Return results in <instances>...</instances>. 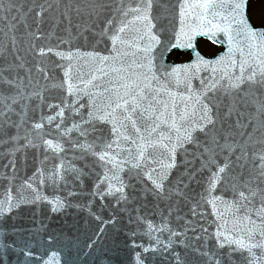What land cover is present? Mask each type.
<instances>
[{
	"label": "snow or ice",
	"instance_id": "obj_1",
	"mask_svg": "<svg viewBox=\"0 0 264 264\" xmlns=\"http://www.w3.org/2000/svg\"><path fill=\"white\" fill-rule=\"evenodd\" d=\"M15 7L0 0V8L10 11ZM38 7L36 15L39 17L45 9L42 5ZM82 7L89 10L88 19L74 24L73 13L79 18ZM244 8V0H119L115 4L82 6L77 3L75 7L68 3L61 13L67 39H57L70 50L57 53L68 61L63 73L65 81L59 86L66 83V92L75 99L71 105L67 102L48 104L50 109L58 111L55 117L43 119L52 124L59 117L55 129L61 134L75 128L82 137L95 136L93 143L77 145L92 152L103 173L97 174L93 197L104 200L111 196L116 205H120L150 195L157 206L164 204L163 223L157 226L147 221L148 232L151 235L167 230L169 238L162 241L156 236L147 246L137 245L133 239L132 244L142 249L136 253L137 264H155L156 253L170 254L174 264H186L181 254L174 251V245L180 244L194 257L207 258L203 264H236L233 253L241 250H247L254 257L249 264H264L252 251L254 248L264 250V29L251 24ZM97 19L103 20L102 27L95 24ZM165 19L172 28H176L173 21L178 23L176 40L181 36L190 40L189 34L199 30L205 34L222 32L227 37L228 50L214 60L201 57L197 51L191 63L160 71L164 66L156 63L155 46L162 42L161 35L166 29L163 24L157 28V23ZM78 39L91 41L93 50L82 53L80 48L71 47V41ZM97 45H101L102 50H95ZM179 47L193 46L180 44ZM38 51L43 54L53 49L41 47ZM201 71H209V76L201 79V87L194 90L191 80ZM109 73L111 77L105 79ZM27 78L31 84L30 70ZM24 80L25 77L19 75L13 79L0 76V82L18 89L14 96L3 100L11 99L16 103L27 99L23 89L28 85ZM181 84L183 91L173 90ZM28 96L43 101L42 91ZM81 97L87 98L86 103H79ZM249 104L254 106L255 112L241 122L245 115L241 107ZM65 108L73 112L84 110L79 124L73 122L71 128L61 127ZM8 110L11 105L5 106V111ZM33 127L42 129L44 125L35 122ZM249 127L251 131L246 136L244 131H238ZM27 143L32 144V141L29 139ZM42 144L57 152L63 150L58 140L43 139ZM178 154L182 157L179 163ZM218 156H222V163L217 160ZM250 157L258 163L241 184L236 177L229 176V170L239 168L242 175ZM62 169V163L47 174L38 168L34 176L39 175V185L45 180L56 185L65 182ZM173 169L176 175L172 174ZM205 170L208 171L206 177L203 176ZM144 178L151 182L150 187L144 183ZM137 183L141 185L139 189ZM24 184L32 190L31 201L11 194L0 200V264H31L34 260L39 264H62L63 249H46L38 255L37 244L60 243L62 237L70 246L71 237L49 230L44 223L33 231L13 221L11 214L21 204L38 205L48 200L37 184L28 180ZM49 202L53 213L72 207L70 201L60 197ZM206 206L214 213L209 227H205L209 222L202 211ZM184 207L188 211L181 215ZM173 214L187 227L173 230L168 224V217ZM189 216L195 219H188ZM141 219L143 217H136V220ZM115 220L114 215L113 222ZM134 222L130 217L129 223ZM131 235L134 237L136 233ZM188 240L192 243H187ZM92 246V243L87 245ZM63 264L72 262L64 260ZM192 264H196L195 260Z\"/></svg>",
	"mask_w": 264,
	"mask_h": 264
},
{
	"label": "water",
	"instance_id": "obj_2",
	"mask_svg": "<svg viewBox=\"0 0 264 264\" xmlns=\"http://www.w3.org/2000/svg\"><path fill=\"white\" fill-rule=\"evenodd\" d=\"M115 1L3 0L5 5L11 3L16 7L10 11L0 8V76H7L9 79H13L17 75L23 76L25 77L24 84L28 85L23 89L25 97L28 98L12 103L11 99L4 101L3 98L14 96L18 89L0 82V200H5L11 194L17 199L24 196L25 199L31 201L33 194L32 190L24 184L26 180L37 184L42 189L48 200L41 201L38 205L32 203L21 204L20 208L14 209L11 215L13 221L19 223L23 228L35 231L40 223H44L49 230H56L65 236L71 237L70 246L68 241L62 237L60 243L37 244L38 255L45 253L46 249H63L61 251L62 264L64 260H71L72 264H109L110 261L112 264H137L136 253L141 252L142 249L132 244L133 239L137 245L147 246L156 236H159L162 241L169 238L167 230H163L162 233L153 232L151 235L148 232L147 221H151L157 226L163 223L161 210L164 208L163 203H159L157 206L150 195L147 197L140 196L137 200L130 199L127 204L122 202L120 205H116L111 196H106L104 200L93 197L92 193L96 191L97 174L102 175L103 173L97 166L96 157L92 152L77 145H82L85 142L93 143L95 140L94 135L82 137L75 128H72L67 134H61L55 129V124L60 122L59 117L55 118L52 124L43 119L48 116L55 117L58 111V109H50L48 104L67 102L71 105L75 99V96H71L66 92V83L63 84V87L59 86L65 81L63 73L68 61L57 53L70 50L67 45L60 44L57 39V37L67 39L63 31L66 25L61 16L65 5L71 3L75 7L77 3L83 6L89 3H114ZM248 2L249 0H244V11L249 20ZM40 5L44 7L45 11L42 16L38 17L36 13L39 11L38 6ZM88 11V9L82 7V15L79 18L73 13V23L87 21ZM95 24L102 27L103 20L97 19ZM161 24L165 26L166 30L161 35L162 42L155 46L156 63L158 66H164L160 71H170L177 64L191 63L196 59L195 52H199L197 41L201 36L219 43L224 48L223 51L213 57L204 56L199 52L201 57L214 60L215 57L228 50L227 37L222 32L205 34L203 30H199L196 33L189 34L191 35L190 40L184 36H181L180 40H176L175 31L178 28V23L173 21L176 28H172L169 26L168 20L165 19L157 23V28L161 27ZM256 28L264 29V27ZM72 31L75 32V29H72ZM91 44V41L86 42L83 39L71 41V47L80 48L82 53L92 51ZM180 44H191L193 47H179ZM173 45L177 46L173 47ZM41 47L45 49L52 48L53 51H45V53L40 54L38 50ZM176 49L180 52L191 50L193 58L189 62H175L172 58H169V54ZM95 50H102V46L97 45ZM236 56L239 58V53H236ZM18 65H23V67H17ZM29 70L31 84H29L27 78ZM104 71L108 72L109 70L104 69ZM45 73L47 79H45ZM208 76L209 71L198 72L195 78L191 80L192 88L194 90L199 89L201 79H206ZM110 77L111 73L105 79ZM53 84L58 86L52 87ZM173 90L183 91L184 85L174 87ZM41 91L43 101L39 97L28 96L31 92ZM86 99V97H81L79 103H86ZM6 105H11V110L5 111ZM241 111L245 113L241 117V122H244L249 114H254L255 108L249 104L247 107L242 106ZM82 114H84L83 109L79 112H73L71 108H65L61 127L71 128L73 122L79 124ZM84 118L87 119L86 114ZM35 122H42L44 127L35 129L33 127ZM97 127H100V125H97ZM104 131L107 132V128ZM238 131H244L246 136L247 132L251 131V127L247 130L239 129ZM12 137L16 139H12ZM29 139L32 144L27 143ZM43 139L58 140L63 150L57 152L54 149L47 148L42 144ZM32 145H36V147ZM95 150L99 151L100 149L96 148ZM181 159V155L178 154V163ZM217 160L222 163V156H218ZM61 163L63 164L62 170L65 175V182L53 185L50 181L45 180L43 185L38 184L39 175L34 176L38 168L47 174ZM255 163H258V161L254 162L250 157L242 175H240L241 169L235 168L229 170V176L236 177L237 181L242 184L252 173ZM13 164L15 165L14 168ZM180 171H183L182 167ZM172 174L176 175V169L172 170ZM207 175L208 171L205 170L203 176L206 177ZM144 183L149 187L151 186V182L147 181V178H144ZM136 187L139 189L141 185L137 183ZM69 192L74 193V195L69 196ZM137 195L139 196V193ZM56 197L67 199L71 202L72 207H67L60 212H51L49 201ZM228 198L231 199L232 197L229 196ZM13 202L15 203V201ZM257 203H259L258 200ZM187 211V207H184L181 215L187 213ZM202 211L209 222L205 224V227H209L210 222L214 219V213H212L210 206H206ZM114 215L116 217L115 222H113ZM164 215H167V213L165 212ZM137 216L143 217V219L136 220ZM130 217L135 221L134 223H129ZM188 219L195 218L189 216ZM33 220L36 222L35 225ZM106 221L107 223H105ZM168 224L176 231H179L181 226L187 227V225H184L183 220L176 219V214L168 217ZM133 232L136 233L134 237L131 235ZM188 235L192 236L193 234L188 233ZM39 238L40 233L38 232L36 239ZM258 239L259 237H256V240ZM89 243L93 244L91 248L87 247ZM187 243L191 244L192 241L188 240ZM196 243L198 244L200 241ZM174 251L181 254L182 259L186 260V264H192L193 260L196 264H203V261L207 259L194 257V254L186 249L183 244L174 245ZM252 251L256 257L264 260V250L254 248ZM186 253L187 256H185ZM47 258V255H45V259ZM21 259H23V256H21ZM154 259L155 264H174L173 257L170 254L161 255L156 253ZM233 259L236 264H249V261H252L254 257L250 256L247 250H241L233 253ZM31 264H39V262L34 260Z\"/></svg>",
	"mask_w": 264,
	"mask_h": 264
},
{
	"label": "rangeland",
	"instance_id": "obj_3",
	"mask_svg": "<svg viewBox=\"0 0 264 264\" xmlns=\"http://www.w3.org/2000/svg\"><path fill=\"white\" fill-rule=\"evenodd\" d=\"M249 15L251 21L255 25H264V0H251L249 3ZM199 48L207 55L216 54L221 48L216 44L201 39L199 41ZM172 57L178 61H184L191 57L189 52L172 54Z\"/></svg>",
	"mask_w": 264,
	"mask_h": 264
},
{
	"label": "bare ground",
	"instance_id": "obj_4",
	"mask_svg": "<svg viewBox=\"0 0 264 264\" xmlns=\"http://www.w3.org/2000/svg\"><path fill=\"white\" fill-rule=\"evenodd\" d=\"M118 2H119V0H116L113 4L118 3Z\"/></svg>",
	"mask_w": 264,
	"mask_h": 264
}]
</instances>
